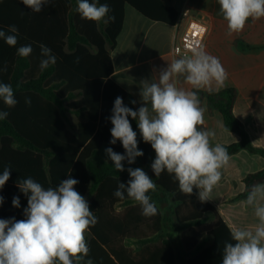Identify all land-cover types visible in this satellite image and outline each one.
Here are the masks:
<instances>
[{"label": "trees", "instance_id": "trees-1", "mask_svg": "<svg viewBox=\"0 0 264 264\" xmlns=\"http://www.w3.org/2000/svg\"><path fill=\"white\" fill-rule=\"evenodd\" d=\"M98 3L108 4V15L115 19L107 24L82 19L75 11L77 0H52L39 13L22 0H0V30L8 33L10 25L18 29L15 47L0 39V68L7 69L0 72V83L11 84L18 101L15 107L8 108L0 100V110L9 112L7 119L0 121V174L5 167L11 168L9 180L0 189L4 198L0 219L25 218L28 196L17 186L19 180L31 177L47 189L71 176L79 181L74 186L76 191L98 217V223L86 233L90 252L85 264L88 259L93 264H222L225 243H234L230 228L212 204L198 199V189L187 196L167 171L155 177L151 168L155 151L143 141L136 120L129 117L137 133L138 149L144 155L133 164L123 161L125 170L117 172L105 152L110 147L125 153L120 141L110 143L115 99L121 97L124 105L134 110L131 96L111 78V51L123 28L125 7L129 5L144 17L169 26L177 23L179 14L162 0ZM41 44L57 58L44 71L40 70L44 59ZM23 45L33 49L27 58L17 55V48ZM198 94L223 115L228 131L239 134V142L223 145L230 156L242 150L264 156V149L249 142L234 114V88ZM26 98H30V105L25 103ZM69 113L82 119L75 131L68 125ZM128 168H142L157 184V191L149 192L159 210L157 215L141 216L133 209L137 203L126 193L123 200L114 196L120 182L127 185ZM245 183L246 198L253 185L264 183V171L249 175ZM13 197H19V208L13 207ZM158 201L170 206L167 213L171 219ZM119 206L129 209L126 219L118 217ZM209 221L212 222L207 227ZM148 222L154 230L151 237L132 236L138 233L140 224ZM170 224L178 227V244L165 232ZM128 240L136 241L139 250L127 247Z\"/></svg>", "mask_w": 264, "mask_h": 264}, {"label": "clouds", "instance_id": "clouds-1", "mask_svg": "<svg viewBox=\"0 0 264 264\" xmlns=\"http://www.w3.org/2000/svg\"><path fill=\"white\" fill-rule=\"evenodd\" d=\"M219 12L227 22V34L241 33L248 21L264 18V0H217ZM33 12H41L42 6L52 0H22ZM75 11L82 19L107 24L115 17L109 16L108 4L98 0H77ZM107 17V19H106ZM18 29L10 25L8 33L0 30V39L9 46L18 43ZM40 70H46L56 63V57L47 46L41 44ZM33 49L31 45L17 48V55L27 58ZM6 66L0 72L6 71ZM184 83L178 86V78ZM228 72L218 57L209 54L203 44L190 46V54L173 59L166 69L160 71L158 82L141 81L142 101L138 111L127 107L121 97L114 101L111 124V144L122 143L124 154L106 148L107 157L113 162L117 172L124 171L123 161L133 164L137 157L144 155L138 149L137 133L133 130L129 117L137 120L143 141L150 143L155 151L151 168L155 177L167 171L178 182L179 190L191 195L198 189L201 202L210 199L213 189L219 185L223 169L231 160L227 148L216 139L214 129H205V106L201 105L199 92L218 91L226 86ZM177 78V79H174ZM20 85L17 84V87ZM0 100L8 108L18 103L11 84L0 83ZM25 103L30 105V98ZM132 103H136L132 101ZM150 105V108H149ZM9 112L0 110V121L7 119ZM223 127V125H219ZM107 162V161H106ZM10 167L0 174V189L10 178ZM130 179L120 182L114 196L127 198L137 203L142 215L153 217L158 214L149 192L157 191V184L142 168H128ZM78 180L69 176L58 186L45 189L31 177L17 182L19 189L28 196L24 219H0V264H85L90 248L86 233L98 223V217L90 210L83 195L75 189ZM4 202L0 196V205ZM246 208L251 207L258 221L247 228L233 226L230 234L234 243L226 242L222 264H264V183H257L241 201ZM13 207H20L19 197H13ZM86 264H93L91 259Z\"/></svg>", "mask_w": 264, "mask_h": 264}, {"label": "crops", "instance_id": "crops-1", "mask_svg": "<svg viewBox=\"0 0 264 264\" xmlns=\"http://www.w3.org/2000/svg\"><path fill=\"white\" fill-rule=\"evenodd\" d=\"M162 1L179 14L174 26L152 21L129 5L125 7L123 28L116 47L111 51L112 80L131 96L136 102L134 110L138 111L141 106H145L140 95L141 81L158 82L160 71L166 69L173 59L180 58L173 55L172 49L189 19H203L208 26L205 50L218 57L229 74L226 86L218 91L226 88L236 90L234 114L242 123L249 142L256 148L264 149V18L256 21L250 19L241 33L229 36L227 22L219 12L217 0ZM185 10H189L190 17L182 15ZM178 80V86L190 88L184 83L183 76ZM201 105L207 109L202 127L214 129L217 133L213 145L217 142L231 145L241 140L239 134L226 129L223 115L210 106L207 98L201 100ZM221 124L223 127L219 126ZM222 171V179L207 201L215 207L230 230L233 226L247 228L254 225L258 221L253 209L246 208L241 201L246 199V178L264 171V156L242 150L231 156L229 165ZM166 217L172 218L169 213ZM234 218L244 221V224L240 226L239 222L234 223ZM165 232L170 234L174 244H178L177 225L170 224ZM130 243L126 242L127 247L139 250L138 246Z\"/></svg>", "mask_w": 264, "mask_h": 264}, {"label": "built area", "instance_id": "built-area-1", "mask_svg": "<svg viewBox=\"0 0 264 264\" xmlns=\"http://www.w3.org/2000/svg\"><path fill=\"white\" fill-rule=\"evenodd\" d=\"M182 15L190 17L189 10H185ZM207 35L208 26L206 21L203 19L190 18L180 39L173 45V55L181 57L182 55L190 54V46L194 43H201L205 47ZM137 246L139 247V245Z\"/></svg>", "mask_w": 264, "mask_h": 264}, {"label": "rangeland", "instance_id": "rangeland-1", "mask_svg": "<svg viewBox=\"0 0 264 264\" xmlns=\"http://www.w3.org/2000/svg\"><path fill=\"white\" fill-rule=\"evenodd\" d=\"M66 119L68 121V125H69L70 129H72L73 131L76 130L78 123L80 121H82L81 118L77 117L74 114H70V113L67 114ZM158 203H161V208L163 211L168 212L170 210V207L165 202L158 201ZM133 209L136 210V212L139 213L141 216H144V215H142V209L138 204L135 205L133 207ZM118 210H119L118 211L119 213L117 214L118 217L121 219H126L127 218V212L129 209L126 208L125 206H119ZM211 222L212 221H209L207 223V227L211 225ZM233 222L234 223L239 222L240 226H242L244 224V221H239V219H236V218L233 219ZM153 232H154V230H152V224L150 222H148V223L140 224V226L138 228V233L132 234V236L137 235L138 237H151ZM128 241H131L130 244H132L133 246H137V243L134 240H128Z\"/></svg>", "mask_w": 264, "mask_h": 264}]
</instances>
